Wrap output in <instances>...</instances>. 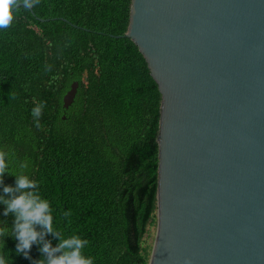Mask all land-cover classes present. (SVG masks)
<instances>
[{
    "label": "trees",
    "instance_id": "1",
    "mask_svg": "<svg viewBox=\"0 0 264 264\" xmlns=\"http://www.w3.org/2000/svg\"><path fill=\"white\" fill-rule=\"evenodd\" d=\"M130 10L131 0H38L0 29V152L13 173L39 182L54 228L88 240L94 264H149L145 237L156 224L161 94L124 37ZM4 207L0 252L10 264L46 260L37 244L16 254Z\"/></svg>",
    "mask_w": 264,
    "mask_h": 264
},
{
    "label": "water",
    "instance_id": "2",
    "mask_svg": "<svg viewBox=\"0 0 264 264\" xmlns=\"http://www.w3.org/2000/svg\"><path fill=\"white\" fill-rule=\"evenodd\" d=\"M124 37L161 94L149 264H264V0H131Z\"/></svg>",
    "mask_w": 264,
    "mask_h": 264
},
{
    "label": "clouds",
    "instance_id": "3",
    "mask_svg": "<svg viewBox=\"0 0 264 264\" xmlns=\"http://www.w3.org/2000/svg\"><path fill=\"white\" fill-rule=\"evenodd\" d=\"M36 2L38 0H0V29L9 27L21 7L30 9ZM20 167L26 165L21 163ZM6 176H15L14 183L5 184ZM38 184L28 175L13 173L9 154L0 152V204L5 206V216L12 213L15 217L12 232L17 241L16 254L22 253L27 258L32 246L37 244L39 251L46 255V260L41 259L38 264H94V257L84 254L88 240L77 234L64 238L54 228L50 202L39 194ZM8 232L7 228L0 227V237ZM48 234L56 236L55 246L45 240ZM0 264H10L3 252H0Z\"/></svg>",
    "mask_w": 264,
    "mask_h": 264
},
{
    "label": "rangeland",
    "instance_id": "4",
    "mask_svg": "<svg viewBox=\"0 0 264 264\" xmlns=\"http://www.w3.org/2000/svg\"><path fill=\"white\" fill-rule=\"evenodd\" d=\"M156 230H157V225L155 224L149 228V233L145 237V246H147L149 248V253H150L152 242H153L154 237H155Z\"/></svg>",
    "mask_w": 264,
    "mask_h": 264
}]
</instances>
